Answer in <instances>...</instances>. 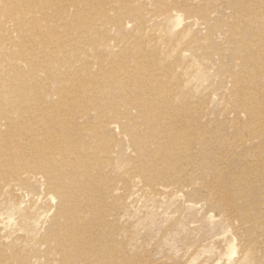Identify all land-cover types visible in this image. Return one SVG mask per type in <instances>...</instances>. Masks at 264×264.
Instances as JSON below:
<instances>
[{
    "label": "bare ground",
    "instance_id": "bare-ground-1",
    "mask_svg": "<svg viewBox=\"0 0 264 264\" xmlns=\"http://www.w3.org/2000/svg\"><path fill=\"white\" fill-rule=\"evenodd\" d=\"M141 1L0 0V264L116 261L111 222L103 214L109 208L102 214L97 208L106 197L93 196L104 190V181L100 189L89 185L93 179L101 184L106 167L114 165L112 151L118 140L112 134L114 126L130 136L141 162L138 172L151 189L161 180L185 183L180 170L186 166L196 171L200 166V188L207 191L213 209L223 219L241 224L242 230L235 233L241 251L263 256L264 111L253 107L257 95L237 75L238 88L245 90L237 108H247L257 120L253 128L239 129L241 142L217 137L214 150L205 142V125L193 116L189 122L179 121L166 104L154 108L158 98L171 100L164 96L168 87L155 82L153 74L158 66L164 73L172 70L165 57L160 59V49H148L144 36L131 34L125 38L131 47L113 54L101 49L106 40L104 23L116 24L130 15L143 24ZM188 2L153 0L166 18L177 13L176 20L182 15L178 8L190 9ZM229 4L235 10L231 37L237 43L231 63L235 67L240 60L234 73H264V0H229ZM108 7L116 10L115 16L107 13ZM204 10L203 6L200 12ZM164 40L170 46V38ZM93 60L98 70L93 69ZM108 61L110 67L105 69ZM224 69L230 70V65ZM136 88L139 92L133 95ZM50 92H57L56 100H50ZM120 97L125 101L120 103ZM115 101L114 106L107 105ZM135 108L139 113L132 116ZM255 136L256 150L247 142ZM239 148L244 152H236ZM136 158L131 159L135 169ZM225 165L229 175H223ZM37 182L58 199L48 226L47 209L46 213L34 209L42 198ZM240 264H246L243 258Z\"/></svg>",
    "mask_w": 264,
    "mask_h": 264
},
{
    "label": "rangeland",
    "instance_id": "rangeland-1",
    "mask_svg": "<svg viewBox=\"0 0 264 264\" xmlns=\"http://www.w3.org/2000/svg\"><path fill=\"white\" fill-rule=\"evenodd\" d=\"M141 2L144 3L141 13L143 24H139L138 20L130 15L124 16L116 24L104 23L106 40L102 41L101 49L111 54L119 53L126 47H131L126 42L130 34L141 36L142 39L144 36L148 40L145 41L147 48L160 49L158 50L160 59L161 56L165 57L166 64H171L170 70L172 69L164 73L158 66L153 73L157 78L155 82L162 81L168 87V92H164V96L168 95L171 100L170 103L160 102L158 98L152 106L155 108L157 104L162 107L167 105L169 111L178 115L179 121L189 122L188 117L193 116L194 121L205 125V142L211 150L218 148L217 137H225L229 143H235L237 140L241 142L242 133L239 129L247 126L253 128L257 117L247 108H237L239 106L236 104L237 99H241L240 94L245 91L238 88L237 75L244 78L241 84L257 95L256 106L253 107L264 111V73H234L240 60L235 67L231 63L234 59L232 52L237 43L231 37L232 24L236 23V16L229 0H189L190 9L178 8L182 19L179 17L177 20L175 18L177 13H173V17L169 14L166 18L153 4V0ZM203 6L205 10L200 12ZM106 11L111 17L116 15L113 7L106 8ZM243 33V36L247 35L246 32ZM164 35L170 38L168 47ZM158 37L160 38L157 41ZM194 39L196 42L190 43ZM205 50L210 54L206 55ZM168 52L173 53L172 56H168ZM174 56H177L178 61L174 60ZM110 63L105 62L107 64L105 69H109ZM93 64V69L98 70L99 65L95 61ZM228 65L230 70H225ZM138 92L137 88L134 89L133 95ZM55 93L57 92H50V100H56ZM120 98V103L125 101ZM116 102L118 101L107 105L114 106ZM137 110L136 108L131 110L132 116L139 113ZM132 118L135 120L136 117ZM261 120H264V116ZM112 134L118 139L112 151L114 165L105 166L107 175L102 172L104 178L101 184L94 179L89 184L90 188L100 189L104 181V190L94 192L93 196L100 194L106 197L97 208L100 214L109 208L108 213L103 214L107 215L111 222L109 226L112 227L111 232L114 234L112 245L116 261L106 259L103 264H129L125 263L127 262L125 259L132 261L130 264H240L241 258L246 264H264V254L261 257L257 252L254 256L241 251V241L235 236L238 230H242L240 222L223 219L219 211L213 209L207 191L200 188V178L203 177L200 166L199 170L192 171L184 165V169L180 170L178 175L185 183L172 184L161 180L155 183V189H151L149 183L138 172L141 162L136 158L137 153L130 136L124 135L121 129L115 126L112 128ZM250 140L247 142L256 150L255 145L259 139L255 136L254 140ZM197 149L193 147L192 150L196 152ZM236 152L244 151L241 152L239 148ZM134 158L136 169L131 160ZM101 163L103 165L104 162ZM223 169V175H229L230 171L226 170L229 167L225 165ZM121 173L126 176V181L121 178ZM206 173V178L209 179L210 171ZM187 179H191L192 182L188 183ZM44 190L46 189L42 184L37 182V192L42 198L34 209L42 213L47 209V217L43 216L40 220L44 221L46 217L48 226L55 214L53 205L57 204L58 199L56 197L53 199V191L47 189L46 193ZM231 242L234 245H231Z\"/></svg>",
    "mask_w": 264,
    "mask_h": 264
}]
</instances>
